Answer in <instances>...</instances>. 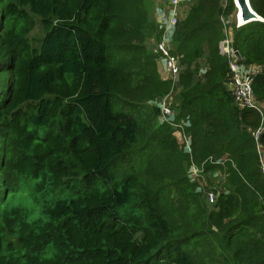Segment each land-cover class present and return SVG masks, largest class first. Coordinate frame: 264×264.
<instances>
[{
    "label": "trees",
    "instance_id": "16d2710c",
    "mask_svg": "<svg viewBox=\"0 0 264 264\" xmlns=\"http://www.w3.org/2000/svg\"><path fill=\"white\" fill-rule=\"evenodd\" d=\"M185 3L171 40L190 150L158 121L174 84L151 0H0V264H264L262 118L237 104L220 50L234 2ZM233 39L264 67V21L233 24ZM253 90L264 102V69ZM192 166L223 174L215 202ZM23 186L36 219L14 202Z\"/></svg>",
    "mask_w": 264,
    "mask_h": 264
},
{
    "label": "built area",
    "instance_id": "2783aa9c",
    "mask_svg": "<svg viewBox=\"0 0 264 264\" xmlns=\"http://www.w3.org/2000/svg\"><path fill=\"white\" fill-rule=\"evenodd\" d=\"M185 2L186 0H167V6L162 8L154 17L159 32V37L154 39L152 42L153 51L158 55V62L162 64L164 78L172 79L176 84L179 83V75L183 71L184 66L181 63L179 56L174 53L171 38L176 25L180 21V11L185 8ZM233 2L235 6L233 12L235 19L233 22L235 23L236 27H240L246 23L243 19L239 18L241 7L238 0H233ZM247 2L250 3V0H247ZM223 17L225 16L222 15V21ZM225 19L227 18L225 17ZM233 42V33L231 31L228 32L226 25L225 37L220 42V50L222 54L228 56L230 62L228 87L231 89L240 108H252L257 110V112L261 115V126L255 132V135L258 138L259 133L264 129V102L256 98L253 90V81L255 74L263 70L264 67L260 65L241 63L242 59L239 60L237 58L235 53L236 49L233 46ZM172 102V98H170L168 94L160 98L159 107L161 115L168 121L171 120L176 113ZM175 124L177 127L182 129V125L180 123ZM184 139L185 140L182 144H184V147L187 150H190L187 137L185 136ZM179 142L181 143V141ZM195 168L196 171L200 170L197 167ZM262 170L264 172V164L262 165ZM220 175L224 177L221 172ZM207 196L211 203L215 202L217 199L216 190L214 191L211 189L210 193H207Z\"/></svg>",
    "mask_w": 264,
    "mask_h": 264
},
{
    "label": "rangeland",
    "instance_id": "374dc122",
    "mask_svg": "<svg viewBox=\"0 0 264 264\" xmlns=\"http://www.w3.org/2000/svg\"><path fill=\"white\" fill-rule=\"evenodd\" d=\"M188 2V1H187ZM151 4H152V15L154 18V15L157 14L162 8L167 6L166 0H151ZM229 4V0H222V7L224 9H226L228 7ZM187 8L185 5V8L183 10L180 11V19H183L187 13ZM234 11H232L231 13H229L227 16H225L227 19H225V17H223V22L227 25V30L228 32H233V24H235L233 22V20L235 19V16L233 14ZM157 25V24H156ZM177 26V25H176ZM176 28V27H175ZM44 28H43V24L41 21V18L39 16H37L36 22H35V26L34 28L31 30V41L33 42V44H40L42 38L44 37ZM155 39V38H154ZM153 39V40H154ZM152 41H150V45L152 46ZM160 66V73L161 75L164 77V73L162 70V64L159 63ZM201 67H202V71L205 70V62L204 60H201ZM167 79V78H165ZM170 80V79H169ZM174 87L170 90V92H168V96L170 98H172V105L176 110L175 116L171 119V120H167L165 117H163L161 114L160 116H158V121L161 124H172L171 126H173L175 128V134L178 138L179 141H181V143L184 142V137L185 135L183 134V130L180 127H177L175 124V119L177 118L178 115V93H179V83L176 84L173 81ZM162 98V97H160ZM160 98L157 99L156 101V105L159 106L160 103ZM181 130V131H180ZM216 170H213L209 173H207L206 175V180L203 178V174H202V170H198L196 171V168L194 166H192L189 169L190 175L192 178L197 179L200 184H201V189L203 191L204 194H209L211 188H213L214 183H215V187L217 188L218 191H220L221 189H223V184H222V176L215 172ZM27 187L23 186V190L21 192H19L16 197H14V202L15 204H22L26 210L28 211L30 218L31 219H36L38 217H40L41 213H40V208L35 204V202L33 201L32 198H30L29 196H27V193L29 191H27ZM217 193V191H216ZM21 201V203H20ZM211 203V202H210Z\"/></svg>",
    "mask_w": 264,
    "mask_h": 264
},
{
    "label": "water",
    "instance_id": "95a60500",
    "mask_svg": "<svg viewBox=\"0 0 264 264\" xmlns=\"http://www.w3.org/2000/svg\"><path fill=\"white\" fill-rule=\"evenodd\" d=\"M238 2L240 4L242 17L245 23H248L254 20L264 21V18L254 11L251 4L247 2V0H238ZM235 53H236L237 58L241 60L242 55L240 54V52L236 50Z\"/></svg>",
    "mask_w": 264,
    "mask_h": 264
},
{
    "label": "bare ground",
    "instance_id": "6f19581e",
    "mask_svg": "<svg viewBox=\"0 0 264 264\" xmlns=\"http://www.w3.org/2000/svg\"><path fill=\"white\" fill-rule=\"evenodd\" d=\"M239 18L240 19H243V17H242V12L239 14ZM153 50V49H152Z\"/></svg>",
    "mask_w": 264,
    "mask_h": 264
},
{
    "label": "crops",
    "instance_id": "0c3cea01",
    "mask_svg": "<svg viewBox=\"0 0 264 264\" xmlns=\"http://www.w3.org/2000/svg\"><path fill=\"white\" fill-rule=\"evenodd\" d=\"M167 1V0H166ZM186 8H187V11H188V7L186 6ZM187 11H186V13H187ZM156 15V14H155ZM155 15H154V17H155ZM233 33V32H232ZM217 173H219L220 174V171L219 172H217Z\"/></svg>",
    "mask_w": 264,
    "mask_h": 264
}]
</instances>
